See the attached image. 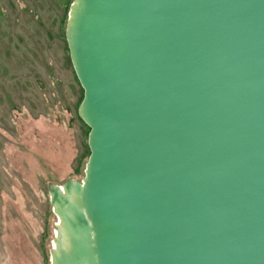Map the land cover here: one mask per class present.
Here are the masks:
<instances>
[{
	"label": "water",
	"instance_id": "1",
	"mask_svg": "<svg viewBox=\"0 0 264 264\" xmlns=\"http://www.w3.org/2000/svg\"><path fill=\"white\" fill-rule=\"evenodd\" d=\"M66 38L90 155L53 264H264V0H75Z\"/></svg>",
	"mask_w": 264,
	"mask_h": 264
},
{
	"label": "rangeland",
	"instance_id": "2",
	"mask_svg": "<svg viewBox=\"0 0 264 264\" xmlns=\"http://www.w3.org/2000/svg\"><path fill=\"white\" fill-rule=\"evenodd\" d=\"M74 2L0 0V264H53L48 185L85 177L90 129L66 38ZM68 146L56 167L48 157L62 162Z\"/></svg>",
	"mask_w": 264,
	"mask_h": 264
},
{
	"label": "trees",
	"instance_id": "3",
	"mask_svg": "<svg viewBox=\"0 0 264 264\" xmlns=\"http://www.w3.org/2000/svg\"><path fill=\"white\" fill-rule=\"evenodd\" d=\"M82 100H83V97H82V99H81V102H82ZM61 133V132H60ZM62 135V134H61ZM65 139V138H64ZM64 141H66V139L64 140ZM68 144H69V142L68 141H66ZM50 144V143H49ZM49 144H46L44 147H41V151L43 152V151H46V152H50L51 150H50V145ZM66 150H67V153H66V155H65V159H63V161L62 162H60L59 160H61L60 159V156L58 155V154H56V153H54V159L52 158V156L50 155V157H48L52 162H53V164L56 166V167H61V168H65V163H66V158L69 156V146L68 147H66ZM71 151V150H70ZM44 153V152H43ZM45 154V153H44ZM46 155V154H45Z\"/></svg>",
	"mask_w": 264,
	"mask_h": 264
},
{
	"label": "bare ground",
	"instance_id": "4",
	"mask_svg": "<svg viewBox=\"0 0 264 264\" xmlns=\"http://www.w3.org/2000/svg\"><path fill=\"white\" fill-rule=\"evenodd\" d=\"M57 232H56V237L59 239V240H61L62 238H63V229H61V223L59 222L58 223V225H57ZM54 242H55V240H54ZM62 247L64 246H66V241H65V239H64V242H63V240H62ZM57 250V247L55 246V243H54V249H53V251H54V253H55V251Z\"/></svg>",
	"mask_w": 264,
	"mask_h": 264
}]
</instances>
